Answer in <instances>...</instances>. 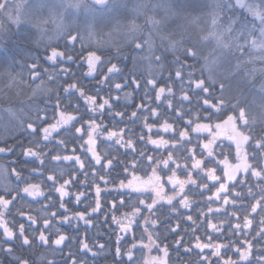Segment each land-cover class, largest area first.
Segmentation results:
<instances>
[{"label": "snow or ice", "instance_id": "obj_1", "mask_svg": "<svg viewBox=\"0 0 264 264\" xmlns=\"http://www.w3.org/2000/svg\"><path fill=\"white\" fill-rule=\"evenodd\" d=\"M22 26L50 67L24 49L0 54V81L19 101L0 107L15 130L0 153L19 149L16 186L0 191V264H96L109 251L89 236L101 217L124 234L113 264H173L170 248L175 264H264V0H0L5 53ZM52 31L63 44L44 42ZM28 198L57 210L41 220ZM105 206L132 211L109 221Z\"/></svg>", "mask_w": 264, "mask_h": 264}, {"label": "trees", "instance_id": "obj_2", "mask_svg": "<svg viewBox=\"0 0 264 264\" xmlns=\"http://www.w3.org/2000/svg\"><path fill=\"white\" fill-rule=\"evenodd\" d=\"M106 54L107 55L114 54V50H108L106 52ZM126 54H127V52H126ZM126 63L128 65V71L129 72H142L143 73L142 80L144 78H147L148 77L150 69H149V67H148L147 64H141V65H138L137 66L134 62H132L130 60L129 61H126ZM140 69H142V71ZM72 70L75 71V72H77V76L80 75L78 68L73 67ZM163 75H164V78L166 79L168 74H167V72H165ZM89 79H91V78H89ZM85 84L88 85V82L85 81ZM88 87H90V85H88ZM137 95H143V93H139ZM19 100L22 101L21 98H19ZM17 102H19V101L17 100ZM137 102H139V100H137ZM122 103H123V101H122ZM105 123H107V121H105ZM133 127H135V126H133ZM144 131L147 132L146 129ZM53 135L55 136V133H53ZM193 135H195V134H193ZM153 138H155V137H153ZM100 139H103V136H101ZM8 142L11 143L12 141L9 140ZM97 144H98V150L99 151H101V152L109 151V145L108 144H100V140L97 141ZM69 147L71 148V145ZM152 147H153L152 145H148V148L149 149H151ZM68 154H70V152ZM152 154L153 155H157L158 153H155L154 152ZM163 154L166 155V152H164ZM18 155H19V149L16 150V152L14 153V157L13 158L12 157H10V158L2 157L1 158V161H3V160L6 161L8 171L11 172V168L16 166V165H14L12 163V161L13 160H16L18 158ZM230 162L234 163L235 161H234V159L230 158ZM64 167H65V173H66V175H65L64 178H70V177H68L67 173L68 172H71L72 171V168L70 166H67V164ZM138 174L141 175V176H143L144 179H147V177L144 176L143 171L140 172V173H138ZM10 175L12 176L13 181H15L14 176L12 174H10ZM113 175H115V174H113ZM40 179H43V177H40ZM80 179H83V177L81 176ZM92 179L93 178L91 176H89V180H92ZM42 187H44V186L42 185ZM168 187H170V186H167L166 185V191L168 190ZM68 190L70 191V193H73L74 194L77 191V188L76 187H70ZM80 190H84V189L81 187ZM93 194L94 193L89 192L88 199L84 200V202L81 203V204H79V205H77L75 203V201L73 200L68 205L70 211H73V212L74 211H83L86 207H88L89 204L92 203L91 197H92ZM58 196H59V193H54V199L52 201V204L53 205H57L58 206L59 201L57 199H55V197H58ZM40 199H42V198H40ZM67 199L68 198L65 197V200H67ZM107 199L110 200L111 197H107ZM134 199H135V197H133V200ZM200 206L203 207V203L202 202H201V205ZM24 207L26 208V206H24ZM28 207L31 210V214L34 215V216L38 215V217L41 220H42V218L45 215V210H48V211H56L57 210V207H49L47 201H44L43 204H41V203H30ZM213 207H215V205H213ZM60 211H63V210H60ZM104 211L108 213V215H109V221H110L111 220V216H112L113 213L117 217L123 218V215L122 214L131 212L132 209L129 206V207H119L118 210L112 209L110 211L109 210V207L108 206H105ZM192 214L194 215V218H195V214H196L195 211H193ZM173 223H175V221H173ZM188 223H190V222H188ZM56 226L57 227H60L62 231L68 232L70 235H75L76 234V230L75 229H72V228H68L67 225H59V224H57ZM181 227L182 228H187L188 227V224L187 223L182 224ZM82 230H83V228H81V231ZM88 231H89V236H90L91 239H93V240H99L101 243H105L107 249L109 250L108 251V254L106 256H101V257L97 258L96 264H113V255H112V252H114V249L116 247V236H117V234H119V235H124V234L123 233H119V229L117 228V226L114 223H110V222L109 223H105L103 221V217L100 218V220L98 222V227L97 228L89 229ZM98 232H99V235H97ZM202 233H203V230H201V234ZM135 235L137 237H139L141 235V233L139 231H136L135 232ZM165 235H167V233H165ZM53 238H55V237L53 236ZM177 238L178 237H174V236L168 235V238L166 240H164V237L163 236L161 237V239L164 240V243L173 245V247L175 246L174 241ZM186 239H187V237H186ZM131 242H132V235L131 234H128V235H125L124 240L121 241V245H122V247L127 248L130 245ZM72 248H73V251L76 250L75 244L72 245ZM169 250L172 251L171 252L172 262H173V264H175V261H176V253L172 250V248H170ZM38 254H39V252H37V255ZM144 254H146V257H147L149 255L156 256V255H159L160 253H158L155 249H153L150 254L147 252V250H145L143 252V254L139 250H135V255H136L137 258H140ZM227 255H232L233 258H236L235 255H234V253L231 252V251L228 252ZM185 259H187V257H185ZM192 259L193 260H196L197 257L195 255H193L192 256ZM213 259H215V258H213Z\"/></svg>", "mask_w": 264, "mask_h": 264}, {"label": "rangeland", "instance_id": "obj_3", "mask_svg": "<svg viewBox=\"0 0 264 264\" xmlns=\"http://www.w3.org/2000/svg\"><path fill=\"white\" fill-rule=\"evenodd\" d=\"M22 29L23 30L20 31L22 36H24L25 38H28L30 36L32 37V34L34 33L32 28H29L28 26H22ZM20 33L19 31H17L15 37H17L19 40H26L21 37ZM57 37H59V35L55 31H52L47 36L44 37V41L47 43H51L53 45V42L57 40ZM118 40L119 37H113V41H118ZM85 43L87 44V41H85ZM108 50H112V49H108ZM10 55H12L11 52ZM18 56L21 57L19 59H22L23 57V55L21 54L20 55L17 54L15 57ZM17 70H19V68ZM140 70L142 71V69ZM218 71H222V70H218ZM28 96H29L28 89L25 88L24 95L20 98L22 99V101L27 102ZM9 99H11L12 105H17L19 103L17 102V97L15 96L14 92H9L8 89L4 87V82L0 81V107H5V108L9 107V104L7 103ZM12 135H15V130L13 128V125L11 123H8L7 121L0 122V145H2L3 142L6 139H8L9 136ZM10 174L11 172L8 171L7 169L6 161L5 160L1 161L0 158V191H4L5 189L10 190L12 188H15L16 182L13 181V178ZM143 256L146 257V254H144Z\"/></svg>", "mask_w": 264, "mask_h": 264}, {"label": "flooded vegetation", "instance_id": "obj_4", "mask_svg": "<svg viewBox=\"0 0 264 264\" xmlns=\"http://www.w3.org/2000/svg\"><path fill=\"white\" fill-rule=\"evenodd\" d=\"M33 34H32V37H35V38H39V33L36 31V29H33ZM20 33V31H19ZM21 35V33H20ZM22 38L26 39V40H19L17 37H15V35L13 36V41H15V44H9V52L5 53L3 49H0V54L2 55H10V52L12 55H17V54H21L23 55L22 52H20V49H24L28 52H31L33 55H36V56H40L41 58V63H42V67H50L49 63L44 61L43 60V57L45 55V49L43 47V44L40 46V47H36L32 42H31V36L28 37V38H25L24 36L21 35ZM57 41H59L60 44H63V40L60 38V37H57V40L55 42H53V45H55L57 43ZM45 42V41H44ZM13 46V47H12ZM16 47V48H15ZM79 47V45L77 46ZM21 57H16V59H19ZM131 61V59H130ZM83 68H84V71L86 72L87 70V65L86 63L83 64ZM39 84V81L37 80L33 85L32 87H36V85ZM28 94L30 95V92L28 91ZM2 157H7V158H10V157H14V153L12 154H4V153H0V158ZM68 198V197H67ZM30 201H31V198H28L27 201L24 202V206H26V210H29V204H30ZM39 251H43V248H41ZM170 253L172 252L171 250H169ZM0 259H4L5 262L7 261V258L6 257H0ZM58 260H60V257L58 256L57 257ZM61 264H62V260H61Z\"/></svg>", "mask_w": 264, "mask_h": 264}, {"label": "water", "instance_id": "obj_5", "mask_svg": "<svg viewBox=\"0 0 264 264\" xmlns=\"http://www.w3.org/2000/svg\"><path fill=\"white\" fill-rule=\"evenodd\" d=\"M32 199V198H31Z\"/></svg>", "mask_w": 264, "mask_h": 264}]
</instances>
